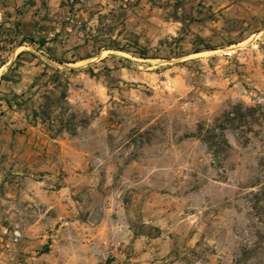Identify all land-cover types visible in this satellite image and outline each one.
Returning <instances> with one entry per match:
<instances>
[{
    "label": "rangeland",
    "instance_id": "obj_1",
    "mask_svg": "<svg viewBox=\"0 0 264 264\" xmlns=\"http://www.w3.org/2000/svg\"><path fill=\"white\" fill-rule=\"evenodd\" d=\"M12 111L83 221L50 264L262 263L264 0H0Z\"/></svg>",
    "mask_w": 264,
    "mask_h": 264
},
{
    "label": "crops",
    "instance_id": "obj_2",
    "mask_svg": "<svg viewBox=\"0 0 264 264\" xmlns=\"http://www.w3.org/2000/svg\"><path fill=\"white\" fill-rule=\"evenodd\" d=\"M7 114L0 118L1 131L17 144L0 146V264H50L55 250L81 243L74 230L83 221L69 209L70 196L56 194L48 179L32 176L50 168L48 148L38 151L34 144L36 134L47 133L26 124L18 111ZM20 122L23 127L16 129Z\"/></svg>",
    "mask_w": 264,
    "mask_h": 264
},
{
    "label": "trees",
    "instance_id": "obj_3",
    "mask_svg": "<svg viewBox=\"0 0 264 264\" xmlns=\"http://www.w3.org/2000/svg\"><path fill=\"white\" fill-rule=\"evenodd\" d=\"M19 26H20V22L17 21V22L15 23L16 32H17L18 35H21V36H22L21 40H19V42L17 43V45H22V44L27 40V37H25L24 35H22V33H21L20 30H19ZM29 40H31V41L34 42V43H37L39 46H43V45L45 44V40H46V39H45V37H43V38H40V39H38V40H34V39H29ZM133 44H134V49L131 50V51H132V52H137L138 55L145 57V56H146V50L143 49V48H141V47L138 45L136 39L133 41ZM116 48H119V49H122V50H123V49H126L125 47H117V46H116ZM126 50H130V49L127 48ZM49 58H52V57H49ZM52 59L57 60L58 62H63L61 59H55V58H52ZM2 78H3V75H2ZM235 107L237 108V111H236V112L239 113V112H240V109L242 108V105L237 104ZM246 109H252V107H246ZM229 114H230V111L226 112V113L224 114V116H225V117H229ZM227 120H234V118H233V117H231V118H227ZM231 126H232V125H230V126H229V125H228V126L225 125V127H221V128L224 130V129H227V128H231ZM210 133H211V130L208 129V130H206V134L202 137V139L204 140V142H206V144L208 145V147H209L210 149L213 150V148H214V149L216 148L215 146H218V145H220V144H224L225 146H228V142H227V140H226V137H225L224 133H221V134H220V139H219V141H215V139H214V135H212V134H210ZM258 192H259L261 195H264V181L262 182V184H261V186H260ZM262 254H263V261H262L261 264H264V245H263V247H262ZM229 264H239V263H237V260H236V261H234V263H229Z\"/></svg>",
    "mask_w": 264,
    "mask_h": 264
}]
</instances>
